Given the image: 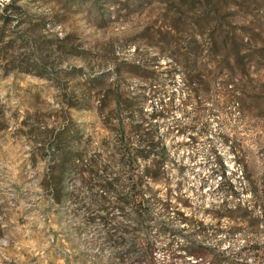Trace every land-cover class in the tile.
<instances>
[{
    "label": "rangeland",
    "instance_id": "obj_1",
    "mask_svg": "<svg viewBox=\"0 0 264 264\" xmlns=\"http://www.w3.org/2000/svg\"><path fill=\"white\" fill-rule=\"evenodd\" d=\"M106 123L152 134L140 167L164 155L150 185L172 206L144 190L152 263L127 259L132 206L97 209L71 159L100 167ZM190 240L264 247V0H0V264H214Z\"/></svg>",
    "mask_w": 264,
    "mask_h": 264
},
{
    "label": "trees",
    "instance_id": "obj_2",
    "mask_svg": "<svg viewBox=\"0 0 264 264\" xmlns=\"http://www.w3.org/2000/svg\"><path fill=\"white\" fill-rule=\"evenodd\" d=\"M100 77L101 75H97L94 79ZM107 96L108 93L102 92V97ZM100 112L104 116L103 111ZM106 127L111 136V142H106V144L110 146L111 151L105 157V161L100 163V167H97L96 159L93 157L83 158L79 150L74 151L71 155L73 165L80 173L83 183L90 192V203L94 204L97 209L106 211L110 202V193L114 194L116 201L121 207L127 203L132 206L136 225L143 236L138 234L127 239V259L131 258V261L136 263L142 261L152 263L151 240H149L146 230V226L150 222V210L147 205L149 195L144 193V190L146 188L149 189L151 196L160 201L165 210L172 206L168 193H165V196L157 195L156 190H153L152 185H150V182L158 183L164 178V155L159 153L155 157H151L147 164L140 167L138 165L139 160L144 159L148 154L146 146L153 143L152 134L148 131L141 132L142 124L135 123L132 125V131L141 133H138V142L134 143L131 140L130 132L127 133L121 123H106ZM63 158L59 159V161H62ZM219 164H221L220 172L224 174L225 169L221 160ZM227 191L233 193L231 187ZM179 198L176 197V199ZM175 212L181 222L193 225L195 233L202 232L204 225L201 221L184 215L181 210ZM216 213L218 216L224 214L234 216L237 215L236 213H240L238 216L242 218L247 213V208H241L238 205L226 207L222 204L216 209ZM102 216L104 220L109 219L106 215ZM158 227L162 232L175 234V237H189V235L183 234L177 229L169 228L165 224H158ZM261 247L257 244L245 245L232 255L227 254L224 250H213L207 246L195 243L194 240H190L187 244L180 246V249L189 260L193 259L194 262L197 261L199 254L209 253L214 264H248L249 255L252 256L255 262L264 260V247ZM122 260H125V258Z\"/></svg>",
    "mask_w": 264,
    "mask_h": 264
}]
</instances>
